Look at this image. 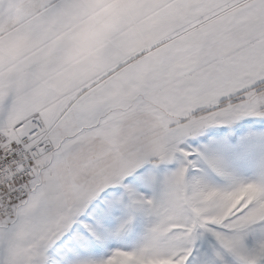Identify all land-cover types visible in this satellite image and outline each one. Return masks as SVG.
<instances>
[{"label": "snow or ice", "instance_id": "obj_1", "mask_svg": "<svg viewBox=\"0 0 264 264\" xmlns=\"http://www.w3.org/2000/svg\"><path fill=\"white\" fill-rule=\"evenodd\" d=\"M0 264H264V0H0Z\"/></svg>", "mask_w": 264, "mask_h": 264}]
</instances>
